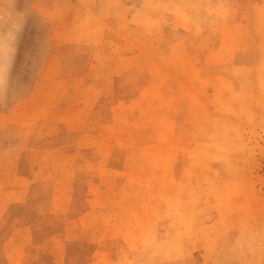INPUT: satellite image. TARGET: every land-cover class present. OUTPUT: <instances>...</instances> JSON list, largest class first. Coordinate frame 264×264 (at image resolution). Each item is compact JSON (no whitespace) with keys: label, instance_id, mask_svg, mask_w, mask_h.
<instances>
[{"label":"rangeland","instance_id":"obj_1","mask_svg":"<svg viewBox=\"0 0 264 264\" xmlns=\"http://www.w3.org/2000/svg\"><path fill=\"white\" fill-rule=\"evenodd\" d=\"M227 1L0 0V264H264V16Z\"/></svg>","mask_w":264,"mask_h":264},{"label":"crops","instance_id":"obj_2","mask_svg":"<svg viewBox=\"0 0 264 264\" xmlns=\"http://www.w3.org/2000/svg\"><path fill=\"white\" fill-rule=\"evenodd\" d=\"M213 5L215 6V8L226 7L230 9L231 11L234 10L236 12H240L241 18L239 20V24L242 29V33H241L242 35L240 38L241 43H243L244 40H246L244 42H247L248 40L251 41V39H248V36H247V39L246 37L243 36V35H247V34H243V32L248 33V35L250 34V36H253V35L258 36L257 29L260 26L261 16L262 17L264 16V1L263 0H240L236 2L227 1L224 4L215 3ZM201 23L202 24H199V25H204L203 21ZM246 28H251V30L247 31Z\"/></svg>","mask_w":264,"mask_h":264}]
</instances>
